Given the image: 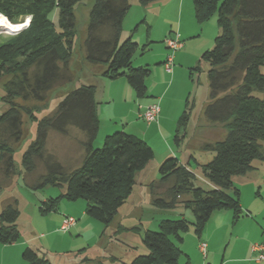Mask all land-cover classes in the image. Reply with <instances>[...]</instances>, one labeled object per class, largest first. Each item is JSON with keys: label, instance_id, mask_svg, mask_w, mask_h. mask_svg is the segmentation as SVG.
Returning a JSON list of instances; mask_svg holds the SVG:
<instances>
[{"label": "trees", "instance_id": "trees-1", "mask_svg": "<svg viewBox=\"0 0 264 264\" xmlns=\"http://www.w3.org/2000/svg\"><path fill=\"white\" fill-rule=\"evenodd\" d=\"M82 1L0 0V15L7 22L20 24L30 16L28 24L16 33L0 32V79L4 89L1 100L7 105L0 113V170L7 178L15 173L13 146L21 138L25 116L35 124V136L21 155L24 175L31 174L40 162L44 172L36 174L32 188L63 189L56 197L42 201L39 212L55 211L62 198L82 199L84 213L103 225V236L132 193L135 174L152 160V148L123 130L105 135L101 146H93L98 132L94 84L80 83L63 91L54 108L40 117L36 112L42 108L38 110L35 103L44 102L49 93L75 81V72L81 73L84 64L101 65V75L109 79L125 76L136 96L144 97L150 69L147 65H132L140 48L132 40L137 25L121 39L129 0H92L85 36L78 42L81 57L73 67L71 60L79 52L74 47L75 11ZM137 1L146 5L158 0ZM192 6L197 23L215 16L218 26L212 48L204 50L199 61L208 64L203 117L211 125H219L224 137L201 144L200 148L213 152L205 163L192 156L186 162L168 156L159 163L158 179L149 183L150 203L162 210L183 207L191 219L184 213L161 219L154 231L136 225L115 226L111 234L141 231V241L148 251L135 255L126 264H178L182 255L179 244L190 228L200 236L214 211L230 210L233 220L242 216L240 190L233 178L251 171L254 161L264 160V0H192ZM54 10L56 26L49 17ZM191 110L192 103L186 99L176 121V146L186 135ZM69 126L84 134L83 154L74 168L62 165L45 147L48 130L67 134ZM195 168L211 185L209 189L195 185ZM5 188L8 187L0 186V190ZM18 217L15 202L0 208V244L14 243L21 237ZM82 250L57 253L59 260L71 258L57 263L40 246L27 244L21 257L23 264H89L91 260ZM186 258L185 264H190Z\"/></svg>", "mask_w": 264, "mask_h": 264}, {"label": "crops", "instance_id": "crops-1", "mask_svg": "<svg viewBox=\"0 0 264 264\" xmlns=\"http://www.w3.org/2000/svg\"><path fill=\"white\" fill-rule=\"evenodd\" d=\"M129 2L130 8L122 22V36L125 35L127 37L133 29L132 25H137L134 32L137 33L135 41L140 48L144 47V49L140 53L142 57L135 59L134 64L133 59L137 51L135 52L132 58V65H147L150 69V74L145 79L146 95L139 97L137 101L133 99V108H129V114L125 118L116 116L113 110H111L110 114H104L105 118L102 126L101 115L103 113V105L107 106L109 102L113 101V94L122 93V88L127 92L128 96H133V93H131V89L126 87L125 81L121 77L109 79L102 76L103 67L101 65L84 64L82 68L84 82L82 83L94 84L96 88L94 100L96 102L98 132L94 142L95 144H99L103 137L113 130H123L140 137L152 148L154 156L146 167L151 163L158 165L168 156H176L181 162H186L191 157L189 150L193 142H195L194 139L197 140V144L209 141L206 139L207 136L197 133V131L202 129L190 127V122H188L184 139L180 142L179 146L174 144L173 137L176 121L184 109L187 99L185 98L183 103V97H186V90L181 86L176 87V81L179 77L185 75H188V78H190V72L187 74V71L195 68L199 62L201 53L213 45L214 38L218 34L216 18L212 16L204 23H197L194 19L192 0H158L146 5H140L137 0H129ZM174 34L178 35V38L182 42V47L172 53L166 46L164 39ZM170 54H172V68L170 72H167L164 68V63ZM78 76L81 75L78 73ZM98 96L100 100L97 99ZM152 103L158 105L159 112L155 121L147 123L142 118L141 113L146 106ZM1 107L2 104L0 103ZM210 126L218 127L219 125L208 124L205 127L207 128L206 130L210 129ZM222 132L224 133L223 130ZM186 136L189 137L187 141ZM192 140L194 141L191 142ZM82 154L83 150L81 149L78 153L80 159ZM192 166L194 167V165ZM253 167L246 174L236 176V182L233 181L240 190L239 202L242 216L233 220V213L230 210L214 211L206 222L200 236H197L193 232L192 234L187 232L185 237H183L179 247L187 257L195 252V246L197 251L203 255L199 264H207L208 261L210 264L218 263L217 253H215L219 250L217 246L219 244L221 246L222 242L227 241L226 248L228 250L225 253L228 255L220 261V264H264V259L257 258L260 251L251 250L253 243H259L263 245L261 252L264 253V209H262L264 208V160L254 161ZM197 170L196 168L194 169L196 174ZM144 179L142 178L139 182V186H143L144 188V192L140 195H143V201L147 200L146 202L148 203L150 195L146 190V185L149 182H146ZM135 185L136 180L132 193L125 204L120 207L113 220V224L110 226L111 231L117 225L125 226L122 220L132 219L141 212V198L134 199L131 197L135 192ZM253 200L257 204H262V207L260 206L257 210H252ZM73 206L77 207L74 208ZM73 206L69 205V209L61 214L62 216L66 214L74 217V215L68 213L71 211L81 216L80 222L76 221L68 231L74 230L78 235H81V228L84 226V223L93 224L98 229L97 223H93V221H89V219L84 217L86 214L84 213L85 204L83 202L80 201ZM182 213L185 214L184 211ZM252 214H254L255 221L249 219ZM62 216L56 218L55 224L58 222V225H60ZM258 219L262 220L259 221ZM258 223L261 224L262 236L259 237L258 235L248 238L244 227H249L250 225L256 226ZM55 238L53 230L49 233L40 234L39 238L29 237V235L21 233V237L16 242L0 244V264H23L21 252L27 244L40 246L51 253V259H55L58 261L57 263L71 259L59 260L56 258L55 255L57 253H63L65 250L54 248L53 243ZM62 239L64 240L63 242H69L70 245L74 243V238L72 237H63ZM200 240L206 242V249L210 248L209 251L206 250L205 254L198 248ZM55 243L57 245V242Z\"/></svg>", "mask_w": 264, "mask_h": 264}, {"label": "rangeland", "instance_id": "rangeland-1", "mask_svg": "<svg viewBox=\"0 0 264 264\" xmlns=\"http://www.w3.org/2000/svg\"><path fill=\"white\" fill-rule=\"evenodd\" d=\"M83 4H79L76 7L75 15L77 19V39H75L74 47L75 51H79L78 54H75V56L71 60V64L76 66L78 61L81 57V52L79 50V41L80 38H83L85 36V29H86V21H87V15L88 10L90 8V5L92 3V0H83ZM50 19L53 21L54 25L56 26L57 23V11L54 10L49 15ZM26 19V18H25ZM24 19V21H25ZM136 26L135 24L132 25V28ZM1 33H7L5 31L0 30ZM139 32V31H137ZM137 36V33H134L132 36V40L136 42L135 38ZM125 35L121 37V39H124ZM213 46V45H212ZM212 46L210 48H212ZM208 48V49H210ZM141 51L138 50L134 56L133 63L135 62V59H140ZM75 52V53H76ZM144 55V54H143ZM135 64V63H134ZM133 64V66H135ZM197 69H189L187 71V74L190 72V78H188V75L181 76L176 81V87H182L185 88L186 97H183V103L185 101V98H187L192 103V110H191V118H190V127H196L200 128L202 130L197 131V133L204 134V136H207L206 139L209 142L204 143H211L215 140L221 139L224 137V133L222 132L220 126H210V129L206 130L207 125L210 124L206 122V120L203 117V108L205 106V103L207 102V95H208V82L206 77V70L208 68V64L204 61H199L197 64ZM83 72H79L81 76H78L77 79L72 82H70L67 86L60 87L61 89L55 90V93H49L48 97L44 102L35 103L37 105L38 110L42 108L41 111L36 112L37 116H42L46 114L47 112L51 111L55 104L58 102V100L63 95V91L66 92V90L74 88L78 82V85L83 81L84 76L82 74ZM78 75V72H76L75 77ZM123 81H125L126 87L131 89V93H133V96H128L127 92L122 88V93H114L113 94V101L109 102L107 106L103 105V113L101 115V121L103 126V120L105 118L104 114H110L111 110L114 111L116 116H121L122 118H125L129 114V108H133V99L136 101L139 99V97L136 96L135 92L132 88H130L126 81L125 76L121 77ZM119 85V84H117ZM190 88V89H188ZM54 92V91H53ZM4 94V89L2 86V80L0 79V103L2 104V107L0 108V113L7 108V105L4 104V102L1 100V96ZM133 97V98H132ZM98 100H100V97H97ZM33 103V102H32ZM136 108V107H134ZM46 112V113H45ZM23 120V133L21 135L20 140L13 146V164H14V174H11L9 178H7L5 175H3V172L0 170V186L4 187L7 186L8 188L1 189L0 190V208L7 203L15 202L16 206L19 211V217L17 220L18 228L20 229L22 234L29 235V237L33 238H39L40 234L49 233L51 230L54 231V236H56L55 241L53 243L54 248H58L60 250H65L63 253L66 252H77L78 249L84 248L82 252L85 254L88 259L91 261L89 264H126L129 262L135 255L139 254H146L148 251L144 244L141 241L142 232L137 233L133 230H130L128 232L122 233H114L111 234V229L105 230V235L102 236L103 231V225L94 220L93 218H90L89 216H84L86 219H89V221H93V223H97L98 229H96L93 224L90 223H84L81 228V235H78V233L74 232V230H70L68 232H63L59 230L58 222H56V218L59 216H62V212H65L67 209H69V205L73 206L75 203L78 202H84L82 199H77L75 201H68L66 199H61L57 209L53 212H50L48 214H41L39 212V208L41 206V202L44 200H47L50 197H56L59 195L62 190L57 186H46L44 188H32L30 184L33 183L36 174H41L44 172L43 166L40 164V162L37 163V168L31 173H27L24 175L23 167L21 166V155L22 152L25 150V148L28 146L31 140H33L35 136V124L32 122H29L25 116L22 117ZM206 122V123H205ZM120 123V121H118ZM216 127V128H215ZM115 132V130L111 131L109 134ZM84 138V134L81 130L74 126L68 127V133L67 134H61L54 130H48L47 138H46V150L55 156V158L64 166L68 168H74L75 166L79 165L80 163V157L78 155L79 151L82 149L81 147V141ZM81 139V140H80ZM189 139L188 136H186V141ZM103 140V139H102ZM102 140L99 144L93 143L94 147L101 146ZM195 140V142H193ZM191 142H193L192 147L189 150V153L192 157H194L199 163H205L211 159L213 156L212 151L203 150L200 148L202 142L197 144V140L194 139ZM191 164L193 162L191 161ZM159 165V164H158ZM158 165H154L153 163L149 164L142 172H137L135 174V192L133 196H131L134 199L141 198V212L139 215L133 217L132 219H126L122 220V222L125 224V226H139L141 229H149V230H157L158 222L161 219L165 218H177L180 216L181 212L185 211V216L188 219H191V215L187 210H184L183 207H176L172 210H162L159 208L154 207L150 200L148 199V203L146 201H143V195H140L144 192L143 186H139V182L142 178H145L144 180L146 182L151 181H157L158 174H157V167ZM197 179L195 180V185L200 186L204 189H209L211 185L205 180V178L202 176L201 172L197 170L196 174ZM236 182V178H233ZM149 183L146 185V190L149 193ZM140 187V191H139ZM145 187V186H144ZM150 195V194H149ZM78 201V202H77ZM139 201V200H138ZM146 202V203H144ZM262 207V204H257L254 200L252 201V210H257L258 208ZM68 207V208H67ZM76 208L77 206H73ZM71 209V207H70ZM264 209V208H262ZM68 212V211H67ZM68 213L74 215V218L77 222H80L79 215H76V213H72L69 211ZM78 213V211H77ZM79 214V213H78ZM250 220L255 221L254 214L251 215L249 218ZM259 221L262 219H258ZM260 223H258L256 226H245L244 230H246L248 238L258 236L261 237V227ZM116 229V228H115ZM187 232L192 234V229L190 228ZM183 234V237H185L186 233ZM110 235V236H109ZM63 237H72L74 238V243L70 245L69 242H63ZM257 240V239H256ZM102 241V242H101ZM205 242L204 240H200V242ZM57 242V245L56 243ZM187 242V240H186ZM199 242V243H200ZM227 241H224L217 246L219 250H217V261L220 264V261L224 259L225 256L228 254L227 252L228 248H226ZM198 243V245H199ZM206 243V242H205ZM195 252L191 253L189 257V263L190 264H199L201 260V256H203L201 253L197 251V248L194 246ZM199 248V247H198ZM226 248V249H225ZM210 248L206 249L205 252L209 251ZM207 250V251H206ZM204 252V254H205ZM182 255L178 259V264H185L186 257ZM202 259H204L202 257ZM52 262H58L55 259H51ZM209 263V261H208Z\"/></svg>", "mask_w": 264, "mask_h": 264}, {"label": "built area", "instance_id": "built-area-1", "mask_svg": "<svg viewBox=\"0 0 264 264\" xmlns=\"http://www.w3.org/2000/svg\"><path fill=\"white\" fill-rule=\"evenodd\" d=\"M164 42L166 46L171 50L173 53L174 51L178 50L179 48L182 47V42L178 38L177 34H174L173 36H168L164 39ZM172 54H170L167 57L166 62L164 63V68L167 72L171 71L172 68ZM159 112V107L156 103H152L148 106L145 107V109L142 111L141 115L144 121L147 123L153 122L156 120L157 115ZM76 223V219L71 216V215H66L64 214L62 216L60 225H59V230L63 232H67L74 224ZM199 250L204 253L205 252V247L206 243L205 242H200L199 245ZM251 250L253 251H260L259 254L257 255L258 259H264V253L261 252L263 250V245L259 243H253L251 246Z\"/></svg>", "mask_w": 264, "mask_h": 264}, {"label": "bare ground", "instance_id": "bare-ground-1", "mask_svg": "<svg viewBox=\"0 0 264 264\" xmlns=\"http://www.w3.org/2000/svg\"><path fill=\"white\" fill-rule=\"evenodd\" d=\"M19 27V24H12L5 20L3 16L0 15V29L1 30H14Z\"/></svg>", "mask_w": 264, "mask_h": 264}, {"label": "water", "instance_id": "water-1", "mask_svg": "<svg viewBox=\"0 0 264 264\" xmlns=\"http://www.w3.org/2000/svg\"><path fill=\"white\" fill-rule=\"evenodd\" d=\"M29 20H30V16L26 17L25 21L23 23H20L19 24V27L17 29H14V30H6L5 32L11 33V34L12 33H16L18 30H20L21 28L25 27L28 24ZM2 31H4V30H2Z\"/></svg>", "mask_w": 264, "mask_h": 264}]
</instances>
